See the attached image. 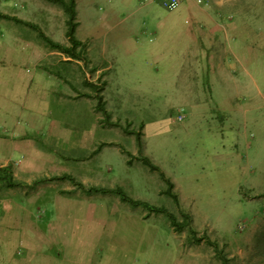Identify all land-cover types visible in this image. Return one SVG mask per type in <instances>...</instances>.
<instances>
[{"label":"rangeland","instance_id":"1","mask_svg":"<svg viewBox=\"0 0 264 264\" xmlns=\"http://www.w3.org/2000/svg\"><path fill=\"white\" fill-rule=\"evenodd\" d=\"M149 1L76 0L83 46L71 59L41 37L70 47L61 7L0 0V166L19 183L0 187V228L24 233L5 239L8 259L29 264L32 222L44 233L59 196L80 230L67 250L79 264H264V0L184 1L209 11L221 44L210 54L223 72L247 71L254 86L243 79L242 92H214L200 69L174 76L168 61L133 51L148 43L142 23L169 12ZM194 79L203 92L186 86ZM95 188L164 208L177 227Z\"/></svg>","mask_w":264,"mask_h":264},{"label":"crops","instance_id":"2","mask_svg":"<svg viewBox=\"0 0 264 264\" xmlns=\"http://www.w3.org/2000/svg\"><path fill=\"white\" fill-rule=\"evenodd\" d=\"M149 2V4H157L152 0ZM214 9L215 11L218 10ZM207 16H210V14L206 8H198L188 2H183L176 10L167 12V15L162 20L157 18L153 23L146 21L144 24L143 22L142 32H145L146 36H148L147 41L149 44L132 42L131 48L133 51L140 53L145 49L142 53L145 57V53L148 52V57L151 55L155 56L154 58L168 61L166 62V67L168 72L174 76L188 77L190 80L192 77H198L195 72L200 69L199 72L201 71V73L199 76L202 75V78L206 79L210 90L212 89L214 92L216 90L220 92L221 89L226 92L228 90L242 92L248 86L249 75L243 69L236 75H230L227 71L223 72L221 68L226 63L220 56H212L213 54H210V51L216 53L218 51L217 48L221 44L219 42V45L217 42L213 43L217 40L215 36L219 35V33L218 29L211 23V17ZM213 33L215 36H212ZM197 62L198 65H196ZM249 62V59L243 60L246 65ZM241 66L243 67V65ZM0 70L2 71V69ZM243 79L248 80V82H243ZM190 82L192 84L187 83L186 86L196 87V90L200 92H203L206 87V85L195 83V79ZM249 84L254 86L252 80ZM188 89L191 90V88ZM32 113H34V110H32ZM63 200L64 198H59V196L52 197V203L50 204L52 208L50 207L49 209L51 212L45 223L44 233H37L35 231L36 225L32 222V240L36 241H32L30 246L32 252L28 253L32 256V259L27 263L79 264L75 259L69 258L70 256L77 259V255H70L67 250L79 248V236H73V239H69V233H78L80 230H73V227L69 226L65 217L66 210L62 203ZM19 224L20 222H18ZM10 231L0 228V264H24L23 260L15 254H11L13 256L10 259L7 257L9 256L11 245L5 239L9 236L17 239V235H20L18 236L19 240L24 237V233H21L20 230L14 229L13 232ZM23 245L25 244L23 243ZM6 253L7 256H5ZM124 263L128 264L126 261Z\"/></svg>","mask_w":264,"mask_h":264},{"label":"trees","instance_id":"3","mask_svg":"<svg viewBox=\"0 0 264 264\" xmlns=\"http://www.w3.org/2000/svg\"><path fill=\"white\" fill-rule=\"evenodd\" d=\"M47 2H50L52 4H55L63 9V11L67 14V31H66V38L70 44V47L67 48L60 45V44H55L51 40H49L46 36L41 34V37L44 39L48 45H50L53 49L57 50L60 53L65 54L66 57L71 58V59H79V55L75 53V50L77 47H82V43L77 40L74 36V31L76 28V21H75V1L76 0H45ZM0 17L8 18V16H3L0 14ZM17 23H23L21 20L16 19V18H10ZM103 109V107H102ZM146 166H149L151 169H156L159 170L160 175L162 179H164L168 183V190L165 192L167 195H170L175 202H177L176 196L172 194L171 190L173 185L171 182L165 178L164 174L160 171V169L150 163V161L147 158H144L141 160ZM18 182L15 180L14 174H13V167L10 164H7L5 166H0V187L4 188H12L15 186H18ZM81 185V184H80ZM95 191H102V192H111L115 193L120 197V200L123 203L128 204L132 208H136L139 205L146 207L148 209H152L155 212H162L166 214V217L168 218V221L172 227H177L176 225V217L166 211L164 208H155L154 206H151L149 203H146L144 201L140 200H135L129 197L122 191L120 188L116 189H94ZM184 217L189 220L188 216L185 214ZM190 221V220H189Z\"/></svg>","mask_w":264,"mask_h":264},{"label":"built area","instance_id":"4","mask_svg":"<svg viewBox=\"0 0 264 264\" xmlns=\"http://www.w3.org/2000/svg\"><path fill=\"white\" fill-rule=\"evenodd\" d=\"M148 0H144L146 2ZM155 1L161 8L166 11H174L176 10L185 0H153ZM198 3H201V0H196ZM181 119V117H179Z\"/></svg>","mask_w":264,"mask_h":264}]
</instances>
